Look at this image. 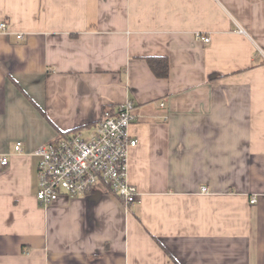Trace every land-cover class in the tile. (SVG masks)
<instances>
[{
  "label": "crops",
  "instance_id": "obj_1",
  "mask_svg": "<svg viewBox=\"0 0 264 264\" xmlns=\"http://www.w3.org/2000/svg\"><path fill=\"white\" fill-rule=\"evenodd\" d=\"M1 21L0 264H264V0H0ZM127 100L139 199L41 205L35 149Z\"/></svg>",
  "mask_w": 264,
  "mask_h": 264
},
{
  "label": "built area",
  "instance_id": "obj_2",
  "mask_svg": "<svg viewBox=\"0 0 264 264\" xmlns=\"http://www.w3.org/2000/svg\"><path fill=\"white\" fill-rule=\"evenodd\" d=\"M0 31L7 32L4 21L0 22ZM196 37L210 41L209 36L201 33ZM163 106L161 102L160 107ZM135 119L136 106L127 100L106 108L87 137L74 131L40 144L33 152L39 157L37 201L48 205L63 197L87 194L98 185H104L125 205L136 202L139 191L127 180L128 152L137 144L128 126ZM21 146L20 141L16 142L15 150L20 151ZM7 161L3 156L0 163L5 165ZM200 191L207 192V188L201 187ZM254 201L252 197L250 202Z\"/></svg>",
  "mask_w": 264,
  "mask_h": 264
},
{
  "label": "trees",
  "instance_id": "obj_3",
  "mask_svg": "<svg viewBox=\"0 0 264 264\" xmlns=\"http://www.w3.org/2000/svg\"><path fill=\"white\" fill-rule=\"evenodd\" d=\"M147 62L157 77H166L168 75V60L165 57H148ZM105 110V109H104ZM72 130L70 132H73ZM69 133V132H68Z\"/></svg>",
  "mask_w": 264,
  "mask_h": 264
},
{
  "label": "rangeland",
  "instance_id": "obj_4",
  "mask_svg": "<svg viewBox=\"0 0 264 264\" xmlns=\"http://www.w3.org/2000/svg\"><path fill=\"white\" fill-rule=\"evenodd\" d=\"M89 134H90L89 132H83V133H82V136H83V137H87Z\"/></svg>",
  "mask_w": 264,
  "mask_h": 264
}]
</instances>
